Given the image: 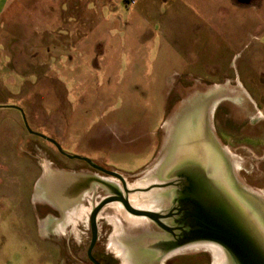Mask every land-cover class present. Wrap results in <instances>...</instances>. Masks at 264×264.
<instances>
[{
	"label": "rangeland",
	"instance_id": "374dc122",
	"mask_svg": "<svg viewBox=\"0 0 264 264\" xmlns=\"http://www.w3.org/2000/svg\"><path fill=\"white\" fill-rule=\"evenodd\" d=\"M125 2L102 11L90 2L83 17L0 19V264H90L91 216L103 203L98 254L123 264L116 241L135 264H213L196 243L163 254L169 233L111 198L155 191L169 210L172 189L157 184L197 153L196 132L197 163L227 179L264 227V0ZM22 115L63 153L121 175L130 192L30 134ZM208 141L213 163L202 157ZM70 201L77 212L67 219Z\"/></svg>",
	"mask_w": 264,
	"mask_h": 264
},
{
	"label": "water",
	"instance_id": "95a60500",
	"mask_svg": "<svg viewBox=\"0 0 264 264\" xmlns=\"http://www.w3.org/2000/svg\"><path fill=\"white\" fill-rule=\"evenodd\" d=\"M21 112V110H19ZM22 113V112H21ZM23 120L30 134L36 135L53 144L59 153L69 159L86 162L92 168L118 178L123 184L126 194L130 192L124 178L113 172H108L84 158L74 157L62 152L61 145L55 140L32 132L24 115ZM187 166L191 165L186 163ZM202 164V162H201ZM199 164L196 168H187L186 178L192 195L191 200L203 205L197 226L199 236L196 244L216 246L223 254L224 264H264V227L250 209L241 203L231 188H225L220 176L208 177ZM198 194V195H197ZM125 208L131 213L150 219L158 217L153 211L140 210L132 207L126 198H121ZM106 203L98 206L91 216L92 240L88 250V259L92 264H99L92 256V249L97 241L96 215Z\"/></svg>",
	"mask_w": 264,
	"mask_h": 264
},
{
	"label": "flooded vegetation",
	"instance_id": "af4514ba",
	"mask_svg": "<svg viewBox=\"0 0 264 264\" xmlns=\"http://www.w3.org/2000/svg\"><path fill=\"white\" fill-rule=\"evenodd\" d=\"M258 108V107H257ZM259 111H261V109L258 108ZM263 111V110H262ZM198 134V135H197ZM194 135V134H193ZM202 142L203 140L201 139V136L199 135V132H196V134L194 136H192V142L191 145H193V148L196 146H198L195 152L192 154V156L190 157V159L188 158V160L186 159V156H190V154L188 153L187 155H183L180 159V164L178 165L179 167L178 170H176V172H174L173 174H171L170 177H168L166 180L162 181L160 184H157L158 186H161L162 188H171L172 189V197H173V202L171 204V207L169 208V210H159V211H153L155 214L158 215V217L154 220L152 219V221L159 226L162 230L166 231L169 233L170 238L167 241L161 242V244H159V248L162 250L163 254H168L180 249H183V247L191 245V244H195L196 242L194 241L195 238L197 236H199V232L200 229L197 226V223L199 221L200 218V211L204 208L203 205H198L195 204L191 198V192L189 191V185L187 184L188 179L185 177L188 170H190L189 166H191L192 168L197 166L200 163L197 162H201L200 157H201V148H202ZM196 149V148H194ZM213 150V144L211 142L208 141V146H206L205 148V153L204 156H202L205 161L207 160L209 163H213L214 161L211 159V157H215V152L212 151ZM203 151V149H202ZM207 151V152H206ZM197 154V155H196ZM186 157V158H185ZM84 162V161H83ZM86 163V162H85ZM186 163H190L191 165L187 166ZM87 164V163H86ZM89 165V164H87ZM90 166V165H89ZM100 167V166H99ZM102 169L108 171V172H112L109 171L103 167H101ZM188 168V170H187ZM94 169V168H93ZM96 170V169H95ZM99 173L105 174L109 177H114L112 175L106 174L104 172H101L99 170H97ZM115 173V172H113ZM211 177V176H208ZM116 178V177H114ZM222 177L220 176V180L222 181L223 185L225 186V188H231L230 185L227 182V179L225 180L224 178L221 179ZM123 185V184H122ZM248 193L247 190L243 189L240 190V193L238 192L239 196L241 197V195H245ZM116 194L117 196H113L111 197L112 199L116 200V201H120L121 198H124L122 195V192L120 190H116ZM198 195V194H197ZM40 197L45 198L47 197V192L45 190V188L43 187V185L39 184L37 186V190H36V194H35V198ZM242 204L247 206L246 202H243L242 200H240ZM77 204L73 201H70L66 206H65V214L66 217L68 219V217L70 218V216H73L74 214H76L77 212ZM248 207V206H247ZM262 213L264 214V211L261 210ZM169 219H171L174 224L172 227L168 226V224L166 223ZM70 222V219H69ZM91 240H92V230H91ZM98 243H99V231L97 229V241L92 249V256L93 258L99 263V264H119L117 263L114 258L112 256H110L107 252L103 251L100 252V254H98ZM91 244V241H90ZM90 244L88 246L87 249V258H88V250L90 248ZM89 261V259H88ZM90 264H92L89 261Z\"/></svg>",
	"mask_w": 264,
	"mask_h": 264
},
{
	"label": "crops",
	"instance_id": "0c3cea01",
	"mask_svg": "<svg viewBox=\"0 0 264 264\" xmlns=\"http://www.w3.org/2000/svg\"><path fill=\"white\" fill-rule=\"evenodd\" d=\"M114 1L121 2L123 0H0V19L2 17L14 15L15 13V16H39L41 11H46L45 14H47L49 17L57 16L58 14L83 17L88 10L90 2H94L96 8L99 11H102L106 8L110 10H114L115 8L117 9L119 5H114ZM125 1L127 7H129L128 4L135 5L138 1L143 3L150 0H133L135 2L134 4L129 3L131 0ZM155 1H159L162 4L164 3L167 6L172 0ZM66 8H68L69 13H67ZM136 9L138 10L139 6ZM1 108L4 107L0 101V109Z\"/></svg>",
	"mask_w": 264,
	"mask_h": 264
},
{
	"label": "bare ground",
	"instance_id": "6f19581e",
	"mask_svg": "<svg viewBox=\"0 0 264 264\" xmlns=\"http://www.w3.org/2000/svg\"><path fill=\"white\" fill-rule=\"evenodd\" d=\"M156 182H158L155 179H149L146 182L144 181H140L138 182L136 185L131 186L130 188L137 189L139 187H149L152 186L153 184H155ZM155 191H152L150 193L147 194H134L129 196V204L136 208V209H140V210H150V211H158L160 210L158 205V202H156L154 200V196H155ZM141 195V197H140ZM144 217L139 218H131V220L133 221H144L143 219ZM195 247H204L206 249H208L209 251H211L212 255H213V264H224V256L222 254V252H220V250L214 246V245H207V244H195ZM111 247L113 249V251L117 254V256L122 258L123 264H135V262L137 261V258H134V256L130 255V250H128L127 248L121 246L120 244H118L116 241H112L111 242Z\"/></svg>",
	"mask_w": 264,
	"mask_h": 264
},
{
	"label": "built area",
	"instance_id": "2783aa9c",
	"mask_svg": "<svg viewBox=\"0 0 264 264\" xmlns=\"http://www.w3.org/2000/svg\"><path fill=\"white\" fill-rule=\"evenodd\" d=\"M131 4H134L135 2L133 0L130 1Z\"/></svg>",
	"mask_w": 264,
	"mask_h": 264
}]
</instances>
